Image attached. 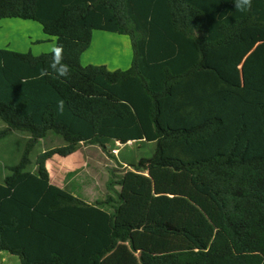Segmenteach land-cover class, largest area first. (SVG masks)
Returning <instances> with one entry per match:
<instances>
[{
  "label": "trees",
  "instance_id": "16d2710c",
  "mask_svg": "<svg viewBox=\"0 0 264 264\" xmlns=\"http://www.w3.org/2000/svg\"><path fill=\"white\" fill-rule=\"evenodd\" d=\"M233 2L0 0V20L38 22L69 66L61 77L52 52L0 48V142L28 137L0 182V251L21 264H264V0ZM94 31L129 37L128 69L82 65ZM45 140L58 145L32 160ZM118 142L154 149L120 154L110 212L51 183L55 155Z\"/></svg>",
  "mask_w": 264,
  "mask_h": 264
},
{
  "label": "rangeland",
  "instance_id": "374dc122",
  "mask_svg": "<svg viewBox=\"0 0 264 264\" xmlns=\"http://www.w3.org/2000/svg\"><path fill=\"white\" fill-rule=\"evenodd\" d=\"M0 26V45L8 46L18 52L21 50L30 52V49H32L31 53L38 56L50 53L52 47L56 44L55 38L46 35L41 25L35 21L3 19ZM93 35L89 48L81 57L82 65H106L109 69L121 67L120 60L123 58L120 59V54L124 52L118 46L120 44L119 40H126L129 37L107 31H94ZM263 37V32L257 31V39ZM43 38L45 40H42ZM263 42L264 38L258 40L256 44ZM218 57L224 64H234L235 66L239 63L238 59L240 58L237 56ZM2 127L3 125L0 123V129ZM27 141V136L14 133L0 142V181H3L8 174V167L16 165L20 161ZM117 144L118 146L115 147L108 146L106 151L98 145H82L75 154L69 157L55 155L48 163L52 182L68 189L69 192H73L87 203L103 205L102 207L111 210L105 204L109 196L116 198L115 192L108 189L111 174L115 171L116 176L119 177L126 167L119 160L121 159L120 154L128 158H137L143 155H151L154 149V145L146 148L145 145L141 144L126 146L121 145L120 142ZM56 145H58L57 141L45 140L39 142L31 155L32 160H35L36 155L41 151L56 147ZM119 189L120 187L117 186L116 190ZM139 227H143V225H139Z\"/></svg>",
  "mask_w": 264,
  "mask_h": 264
},
{
  "label": "crops",
  "instance_id": "0c3cea01",
  "mask_svg": "<svg viewBox=\"0 0 264 264\" xmlns=\"http://www.w3.org/2000/svg\"><path fill=\"white\" fill-rule=\"evenodd\" d=\"M7 20H9V19H7ZM13 20V19H12ZM22 20V19H21ZM3 21V19L2 20H0V22H2ZM25 21H32V20H25ZM1 27V26H0ZM42 27V26H41ZM112 33V32H111ZM115 34H118V33H115ZM119 35H121V34H119ZM93 37H94V35H93ZM123 37V36H122ZM42 40H45V38H43ZM93 40V39H92ZM119 47L121 48V51H123L124 53H121L120 54V59L121 58H123V59H121L120 60V66L121 67H119V68H117V69H110V70H126V69H128L130 66H131V64H132V60H133V48H132V44H131V41H130V39H126V40H124V39H120L119 40ZM56 45V44H55ZM0 48L1 49H9V50H13V49H11V48H9L8 46H5V45H0ZM13 51H16V50H13ZM33 50L32 49H30V52H32ZM16 52H18V51H16ZM19 52H21V53H27V52H23L22 50L21 51H19ZM128 55H127V54ZM106 66V65H105ZM108 68V67H107ZM75 154V153H74ZM52 159V158H51ZM50 159V160H51ZM48 163H49V161L47 162V168H48ZM48 171H49V173H50V170H49V168H48ZM50 178H51V173H50ZM0 182H2V181H0ZM51 183L52 184H54V185H56V186H58V187H60V188H63V189H65V190H67L68 191V189H66V188H64V187H61L60 185H58V184H56V183H53L52 182V179H51ZM72 194H73V192H71ZM75 195V194H74ZM76 196V195H75ZM78 197V196H77ZM79 198V197H78ZM84 201V200H83ZM87 203V202H86ZM88 204H92V203H88ZM92 205H97V206H99V207H101V208H103V209H105V210H107V211H111V210H108V209H106V208H104V207H102L103 205H98V204H92ZM0 264H21V259H20V257L19 256H17V255H14V254H11L9 251H0Z\"/></svg>",
  "mask_w": 264,
  "mask_h": 264
},
{
  "label": "clouds",
  "instance_id": "9594fccd",
  "mask_svg": "<svg viewBox=\"0 0 264 264\" xmlns=\"http://www.w3.org/2000/svg\"><path fill=\"white\" fill-rule=\"evenodd\" d=\"M235 9L238 11H245L251 7L252 0H234ZM53 62L50 65L52 70L59 76L69 75V66L62 62L63 60V48L60 45H54L51 49Z\"/></svg>",
  "mask_w": 264,
  "mask_h": 264
}]
</instances>
